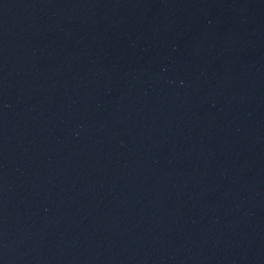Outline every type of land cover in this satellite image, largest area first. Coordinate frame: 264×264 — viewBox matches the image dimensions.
Segmentation results:
<instances>
[{
    "label": "water",
    "instance_id": "water-1",
    "mask_svg": "<svg viewBox=\"0 0 264 264\" xmlns=\"http://www.w3.org/2000/svg\"><path fill=\"white\" fill-rule=\"evenodd\" d=\"M0 264H264V0H0Z\"/></svg>",
    "mask_w": 264,
    "mask_h": 264
}]
</instances>
